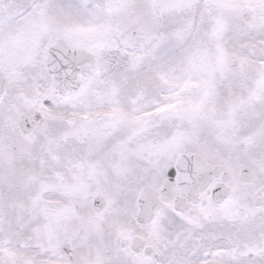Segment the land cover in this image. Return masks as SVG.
I'll return each mask as SVG.
<instances>
[{"label": "snow or ice", "instance_id": "obj_1", "mask_svg": "<svg viewBox=\"0 0 264 264\" xmlns=\"http://www.w3.org/2000/svg\"><path fill=\"white\" fill-rule=\"evenodd\" d=\"M0 264H264V0H0Z\"/></svg>", "mask_w": 264, "mask_h": 264}]
</instances>
